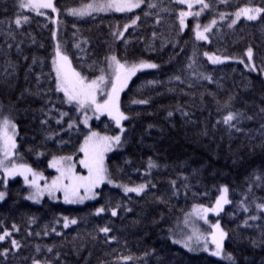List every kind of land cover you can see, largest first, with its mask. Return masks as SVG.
<instances>
[{
    "label": "trees",
    "instance_id": "1",
    "mask_svg": "<svg viewBox=\"0 0 264 264\" xmlns=\"http://www.w3.org/2000/svg\"><path fill=\"white\" fill-rule=\"evenodd\" d=\"M88 1H54L58 41L76 72L100 77L115 65L113 56L128 66L156 65L137 71L121 92L128 118L121 143L105 159L113 182L145 184V191L126 194L103 184L81 206L31 204L21 179L0 184V236L9 234L0 240V264H232L170 239L192 207L213 204L220 186L229 198L218 217L224 252L234 264H264V211L257 208L264 204V12L229 27L232 13L264 9V0H205L204 20L227 17L207 43L196 40L190 24L180 29L182 7L174 0H143L122 14L67 15ZM52 30L46 16L21 9L19 0H0V120L16 125L9 161L46 175L50 159L80 158L90 132L118 131L106 116L84 127L76 106L56 90ZM249 48L255 71L239 61L210 64L204 56L239 60ZM230 113L237 114L231 126L224 123ZM64 219L76 223L65 227Z\"/></svg>",
    "mask_w": 264,
    "mask_h": 264
},
{
    "label": "snow or ice",
    "instance_id": "2",
    "mask_svg": "<svg viewBox=\"0 0 264 264\" xmlns=\"http://www.w3.org/2000/svg\"><path fill=\"white\" fill-rule=\"evenodd\" d=\"M143 0H105L103 3L99 4H87L82 9H71L69 11L70 15L73 16H84L85 14H90L91 11H108L114 10L117 12H127L132 11L135 8H139ZM177 3L186 4L189 9L193 7V0H175ZM196 3L202 5L201 11L209 7L204 0H195ZM154 7L155 5H149ZM19 7L21 9H27L30 11L36 12V14H41L39 9L49 8L53 12L57 9L52 3V0H19ZM264 12V9L261 8H242L235 13L236 20L241 16L246 17L248 20H255L258 15ZM201 12L192 13L189 12H180V25L181 28L185 26V17L188 15L199 16ZM147 15V13H145ZM221 15V19H223ZM139 19V17H137ZM23 20L26 22L28 20L27 16L23 17ZM236 20H233L229 27H232L236 23ZM16 25L19 27L22 23L21 19L15 21ZM135 20L132 21L134 25ZM216 21L213 20L211 25H206L203 28V32L197 30L196 37L197 39H205L204 33L211 30V27L215 25ZM126 26V27H130ZM197 25V29H199ZM55 35V34H54ZM247 56L249 63L252 62L253 51L251 48L247 51ZM207 55V54H206ZM209 60L212 63L222 62L219 57L209 56ZM111 62L115 64V75L111 82V89L107 92V99L103 103L97 102V93L98 91L102 92L101 85L105 84V76L101 75L96 80L88 82L85 77L81 76L80 73L75 72L71 69V65L68 62L66 55H62L59 46H57L56 58L53 60L54 70L56 72V90L58 92H63L64 96L67 99L68 103H75L78 106V110L85 109L86 107H91L95 112L98 113H107L113 120L116 122L117 128H120V131L123 132L124 129L121 127V121L126 120L128 117L125 116L119 107V94L123 91L124 87L127 86L128 80L136 74L137 71L143 68H155V64H147L140 62L139 64H133L128 66L126 64H121L115 56L110 58ZM251 70L255 71V68ZM134 103H146V101H133ZM66 115V113H62ZM171 115V113H169ZM237 114L230 113L224 117V123L231 126V121L236 119ZM85 125H87V118L84 120ZM72 125H69L71 127ZM11 129V132H9ZM16 125L12 123L7 117L0 122V154L3 155V159H0V167L4 168V171L7 175H16L20 174L24 176L25 183L29 184L30 187L36 188V193L26 197V199H32L35 202H39L38 197L43 194V190L37 183V179H42L43 177H38L36 173L32 172L31 168H28L24 165H16L13 163L11 167L5 166V161L9 160L16 149L15 135H16ZM121 143V136H99L96 132H92L86 139L85 143L81 146L80 151L84 153V159L80 160V164L87 169L88 175L81 176L77 175L74 171L75 166L73 164L64 165L62 161H71L72 157H62L60 159H53L49 164V167L55 168L59 175L52 181L51 185H45V188L48 189V194L54 195L56 191H63L65 202L66 203H76L83 202L84 199L94 198L95 194L93 189L99 187L102 183L107 181L112 183L108 179L107 169L104 164V154L108 151H111L114 145H119ZM156 165L149 161L148 167L152 168ZM31 173L33 179L28 180V174ZM67 181V183H65ZM175 182H173L174 184ZM124 192L130 193L134 192L137 195H140L145 191L146 185L140 184L136 187H127L123 186ZM84 190V196H80V190ZM220 196L216 201V206L214 208H195L194 213L199 218H204L209 211L218 212L223 204L228 203L227 187H222L220 189ZM5 193L0 192V200H3ZM257 208L261 211H264V204H257ZM103 211V209L98 210ZM247 211V208H245ZM112 215L115 216L116 212L113 211ZM251 219L255 220L257 217L253 216ZM207 223V220H205ZM68 221L65 222V227L68 226ZM70 223L75 224L76 221L72 220ZM213 228L212 233V242L216 245V250L210 254L213 256L222 255V245L221 241L223 240L225 233L220 229V225L214 224L211 225ZM102 232L107 233L108 228L101 229ZM9 234L4 233L3 236H0V240H3ZM191 239V237L189 238ZM197 239L199 237L197 236ZM175 242V241H174ZM13 246H17L15 240L12 241ZM187 246V243L185 244ZM205 251H208L207 246L205 245ZM51 251V249H49ZM228 261L234 264L233 258L228 255L225 257Z\"/></svg>",
    "mask_w": 264,
    "mask_h": 264
},
{
    "label": "rangeland",
    "instance_id": "3",
    "mask_svg": "<svg viewBox=\"0 0 264 264\" xmlns=\"http://www.w3.org/2000/svg\"><path fill=\"white\" fill-rule=\"evenodd\" d=\"M54 1L55 0H52V3L54 5ZM175 1V0H174ZM105 2V0H90L88 1L86 4H83V5H80V6H77V7H73V8H70L66 11L67 15L69 16H72V17H76V18H83V17H88V16H91V15H97V14H101V15H109V14H122V13H127V12H133L135 10H137L138 8H135L133 9L132 11H127V12H117V11H114V10H108V11H91L90 14H85L84 16H73V15H70L69 14V11L71 9H82L85 5L87 4H99V3H103ZM205 2V0H204ZM177 3V2H176ZM142 4V3H141ZM178 5H180L182 8L180 9L179 11V26H180V29L181 30H185L186 28L189 27V24L191 25V29L194 33V36L196 38L197 41L199 42H202V43H207L208 42V36H209V33L211 32V30L214 28V26L226 19L227 17L223 14V19H221V15L216 17V18H212V19H209V20H204V15H205V11L206 9H203V11H201V8H202V5L199 4V3H196L195 0H193V7L191 9H189L187 7L186 4H181V3H177ZM141 6V5H140ZM242 8H258V7H241L239 8L237 11H235L234 13H232L230 15V20L231 22L233 20H236V16H235V13L238 12L240 9ZM25 11H30V10H27V9H24ZM181 11H184V12H189L191 11L192 13H195V12H201V14L199 16H195V15H188L185 17V26L183 27V29L181 28V25H180V12ZM30 12H33V13H36L34 11H30ZM39 12L46 16L49 21L51 22L52 26H53V30H52V39H53V44H54V58L53 60L56 58V51H57V46H59V50L61 52L62 55H65L63 53V50H62V47L58 41V32H57V19H58V15H57V11L53 12L51 9L49 8H42V9H39ZM45 12H48L49 14H51L50 16H48L47 14H45ZM263 12H261L262 14ZM260 14V15H261ZM258 15L256 19H258V17L260 16ZM255 19V20H256ZM215 20L216 23L215 25H213L211 27V30L204 33V36L206 37L205 39H197L196 37V32L197 30L203 32V28L204 26L206 25H211L212 24V21ZM241 20H244V21H255V20H248L246 17L244 16H241L238 20H236V23H238L239 21ZM235 23V24H236ZM197 25H199V29H197ZM55 34V35H54ZM248 51V50H247ZM247 51L245 52L244 54V57L243 59H239V60H236V59H232V58H229V57H223V56H218V55H215L213 53H210V52H205L204 53V56L205 58L208 60V62L210 64H223V63H227V62H231V61H239L240 63H242L244 66H247L250 67V68H253V61L251 63H249V60H248V56H247ZM207 54V55H206ZM209 56H213V57H219V59L222 61L220 63H212L210 60H209ZM69 62V61H68ZM53 64V63H52ZM70 64V62H69ZM71 65V64H70ZM52 68H53V72H54V76H55V81H56V72L54 70V65H52ZM71 69L73 71H75L72 66H71ZM76 72V71H75ZM114 75H115V65L106 73L104 74L103 76H105V84L104 85H101V88H102V92L98 91L97 93V102L99 103H103L104 100L107 99V92L111 89V82L114 78ZM98 78V77H97ZM97 78H93V79H86L88 82H91L92 80H96ZM132 78V77H131ZM130 78V79H131ZM129 79V80H130ZM128 80V82H129ZM127 82V84H128ZM125 89V87H124ZM123 89V90H124ZM122 92V91H121ZM121 92L119 94V97L121 95ZM61 94H64L63 92H61ZM66 99V97H64ZM67 100V99H66ZM73 104L76 106L77 108V111H79L80 113V124L83 125L84 127H87L89 128L91 123L93 121H96V120H99L101 117L103 116H106L107 118L111 119L115 126H116V122L115 120H113L106 112L101 114V113H98V112H95L91 107H86L85 109H80L78 110V106L73 102ZM120 107V106H119ZM121 111V109H120ZM122 112V111H121ZM85 118H87V125H85L84 123V120ZM4 119H1L0 122H2ZM13 123V122H12ZM117 127V126H116ZM121 127L123 128V125H122V121H121ZM16 131V129H15ZM9 132H11V129H9ZM92 132H90L88 134V136L91 134ZM97 133V132H96ZM122 133L120 131V128H118V131L117 133L113 134V135H108V134H102V133H97L99 136H115V135H120L122 136ZM87 136V137H88ZM86 137V138H87ZM85 138V139H86ZM85 139L84 141L82 142L81 146L85 143ZM15 141H16V135H15ZM80 146V148H81ZM117 147V145H114L112 150L113 151L115 148ZM111 151H108L104 154V164H105V159H106V156L108 153H110ZM81 157L78 158L77 160H74L72 158L71 161H62V163L64 165H67V164H73L75 166L74 168V171L77 175H81V176H87L88 175V171L86 168H84L79 162L81 159H84V153L81 152ZM63 157H71V156H63ZM62 157H55V158H52L49 160L48 162V170L50 172H52L51 175H46L44 172L40 171V170H37V169H34L33 167L29 166V165H26V164H22V163H16L14 162L16 165H24L28 168H31L32 169V172L33 173H36L38 177H43L42 179H37V183L38 185L40 186V188L43 190V194L40 195L38 197L39 199V202H35L34 200L32 199H26L28 202H30L31 204H39L41 203L44 199H47L51 202H54V203H61V204H64V205H73V206H81L83 204H85L86 202H91L93 200L96 199L97 197V189L103 185V184H108L110 186H113V187H117V188H120V190L122 192H124V188L123 186L125 185H121L119 183H116V182H113L109 177L108 179H110L112 181V183H108L107 181H105L104 183H102L99 187H96L94 188L92 191L93 193L95 194L94 198H91V199H84L83 202H76V203H66L65 202V197H64V192L63 191H56L54 193V195H49L48 194V189L45 188V185H51L52 181L59 175V173L56 171L55 168H52V167H49V164L51 163V161L53 159H60ZM0 159H3V155L0 154ZM11 159V158H10ZM9 159V160H10ZM9 160L5 161V166L6 167H11V165L13 163H11ZM21 179L25 189H26V193H25V198L26 197H29L33 194L36 193V188H33V187H30L29 184L25 183V179H24V176L23 175H20V174H16V175H7L4 171V168L0 167V184L2 185H5L7 182L11 181V180H14V179ZM33 179V176L31 173L28 174V180L31 181ZM65 183H67V181H65ZM138 186V185H137ZM127 187H136V186H127ZM222 187H226V186H220L219 188V191H218V194H217V197H216V200L213 202V204L211 206H194L192 207L191 211L186 215L185 219L181 222V223H178L180 225H175L173 230L171 231V234H170V239L172 241L173 244L183 248L184 250L188 251V252H191V253H204V254H207V255H210V256H213L211 255L210 253L215 251L216 250V245L212 242V233H213V228L211 227V225H214V224H219L220 225V222H219V214L221 213V211L223 210V208L228 204H223L222 205V208L218 211V212H212V211H209L206 216L204 218H199L195 213H194V209L195 208H214L216 206V201L217 199L219 198L220 196V189ZM0 192H3L5 193V191H1ZM125 193V192H124ZM127 194H136L134 192H130V193H127ZM80 196H84V190L81 189L80 190V193H79ZM137 195V194H136ZM5 198V196H4ZM227 199L229 201V198H228V194H227ZM4 200V199H3ZM3 200H0L3 201ZM66 220L69 222L68 223V226H71L73 225L72 223H70V221L72 220H69V219H64L63 220V225L65 226V222ZM205 220H207V223L205 222ZM220 229L224 232V230L222 229V227L220 226ZM225 233V232H224ZM197 236L199 237V239H197ZM191 237V239H189ZM225 240H226V236H224L223 240L221 241V245H222V255L221 256H213L217 259H220L222 260L223 262H228V263H232L230 261H228L225 257L230 255V254H227L224 252L223 250V246H224V243H225ZM175 241V242H174ZM187 243V246H185V244ZM205 245L207 246L208 248V251H205L204 248H205ZM231 256V255H230Z\"/></svg>",
    "mask_w": 264,
    "mask_h": 264
}]
</instances>
